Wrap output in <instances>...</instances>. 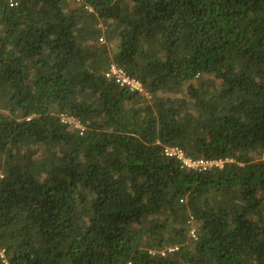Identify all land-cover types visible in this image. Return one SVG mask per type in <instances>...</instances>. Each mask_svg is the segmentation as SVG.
Instances as JSON below:
<instances>
[{
	"label": "trees",
	"instance_id": "16d2710c",
	"mask_svg": "<svg viewBox=\"0 0 264 264\" xmlns=\"http://www.w3.org/2000/svg\"><path fill=\"white\" fill-rule=\"evenodd\" d=\"M0 264H264V0H0Z\"/></svg>",
	"mask_w": 264,
	"mask_h": 264
},
{
	"label": "built area",
	"instance_id": "2783aa9c",
	"mask_svg": "<svg viewBox=\"0 0 264 264\" xmlns=\"http://www.w3.org/2000/svg\"><path fill=\"white\" fill-rule=\"evenodd\" d=\"M19 1L20 0H7L9 8L16 7ZM76 2H81V0H76ZM85 9L89 13L92 12V9L90 7H85ZM100 43H104V40L100 39ZM106 76L113 78L115 83L120 87L127 88L130 91H137L139 93H144L143 87L139 81L129 77L128 75H126L124 71L117 68L115 65H111ZM60 120L63 124L71 125L74 128L83 131V127L74 117L60 115ZM164 155L166 157L176 158L177 160L181 161V163L185 168L195 169L198 171H206L209 168L221 166L220 161L190 158L186 156L184 151L179 147H165ZM193 232H194L193 230L190 232L192 236H194Z\"/></svg>",
	"mask_w": 264,
	"mask_h": 264
},
{
	"label": "rangeland",
	"instance_id": "374dc122",
	"mask_svg": "<svg viewBox=\"0 0 264 264\" xmlns=\"http://www.w3.org/2000/svg\"><path fill=\"white\" fill-rule=\"evenodd\" d=\"M111 65H114V64H111ZM145 94V96L147 97V98H149V96H148V94L147 93H144Z\"/></svg>",
	"mask_w": 264,
	"mask_h": 264
}]
</instances>
